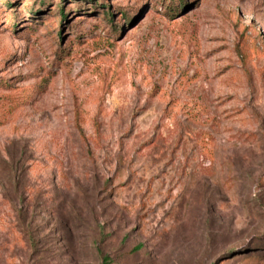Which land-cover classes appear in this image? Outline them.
<instances>
[{"label":"rangeland","instance_id":"rangeland-1","mask_svg":"<svg viewBox=\"0 0 264 264\" xmlns=\"http://www.w3.org/2000/svg\"><path fill=\"white\" fill-rule=\"evenodd\" d=\"M100 253L264 264V0H0V264Z\"/></svg>","mask_w":264,"mask_h":264},{"label":"trees","instance_id":"trees-1","mask_svg":"<svg viewBox=\"0 0 264 264\" xmlns=\"http://www.w3.org/2000/svg\"><path fill=\"white\" fill-rule=\"evenodd\" d=\"M11 12V14L14 16V14L15 13H13L14 12V10L12 9V10H10ZM63 14V13H62ZM60 15H61V13H60ZM12 16V17H13ZM62 16V15H61ZM111 18V17H110ZM103 234V232H101V235ZM102 238V237H101ZM100 260H101V264H110V262H111V258L109 257V255H107V254H103V253H100Z\"/></svg>","mask_w":264,"mask_h":264}]
</instances>
